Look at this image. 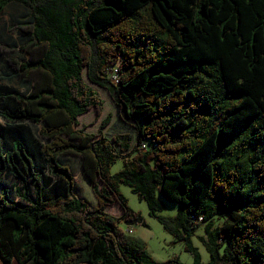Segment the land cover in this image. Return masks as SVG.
Returning <instances> with one entry per match:
<instances>
[{"label": "trees", "instance_id": "trees-1", "mask_svg": "<svg viewBox=\"0 0 264 264\" xmlns=\"http://www.w3.org/2000/svg\"><path fill=\"white\" fill-rule=\"evenodd\" d=\"M9 4L29 9L28 57L0 74V182L19 200L0 189V264H181L119 226L145 225L121 184L192 264H264V0H0V15ZM91 84L134 120V143L78 127L103 111ZM66 154L97 206L75 194ZM164 202L180 208L158 215Z\"/></svg>", "mask_w": 264, "mask_h": 264}, {"label": "rangeland", "instance_id": "rangeland-1", "mask_svg": "<svg viewBox=\"0 0 264 264\" xmlns=\"http://www.w3.org/2000/svg\"><path fill=\"white\" fill-rule=\"evenodd\" d=\"M29 14V9L16 4H9L0 15V74L11 72L9 70V64L11 60H21L27 58L28 55L21 49L20 43L23 39L21 32L17 28V25L24 26L22 23L28 19L26 17ZM11 74V73H10ZM5 83H9L11 86H19L17 80L11 81L5 80ZM101 95L104 100V106L102 113L96 115L93 108L89 110L87 114L82 116L79 120V126L83 127L85 131L91 133H102L105 136H112L115 134H128L131 137L132 143L136 140V129L133 126V119H123L125 116L122 112L118 113L117 107L112 101L108 92L97 85L91 84ZM24 89V87H21ZM110 116V122L101 128V121ZM61 162L68 163L70 171L76 174L75 181V194L85 199L87 202H94L95 198L91 192L90 183L86 176L81 172V157L74 154L61 155L58 158ZM122 167V160L118 159L115 164L112 165L111 171L116 172ZM14 182L12 178L2 177L0 182V189L8 194L10 200L18 202V198L13 188ZM122 194L127 198L128 205L134 210L140 212L145 225L141 223H135L126 225L124 222H119V226L122 229L129 228L132 230L130 237L138 238L145 241L149 254L156 260L164 261L171 257L177 256L181 264H192V255L186 252L183 248V243L176 241L175 238L166 232L162 224L149 213L148 206L144 200H140L136 193L132 192L131 188L127 185H120ZM164 209L158 211V215L171 216L174 215L180 208L178 203L164 202ZM117 207V208H115ZM110 213L117 214L119 212V206L110 208ZM204 223H198L196 235L191 238L192 244L196 246L201 254L203 262L208 261L209 255L197 235L203 233Z\"/></svg>", "mask_w": 264, "mask_h": 264}, {"label": "built area", "instance_id": "built-area-1", "mask_svg": "<svg viewBox=\"0 0 264 264\" xmlns=\"http://www.w3.org/2000/svg\"><path fill=\"white\" fill-rule=\"evenodd\" d=\"M108 76H109V79H110L112 82H114V83H117L118 80H119V74H118L116 68H112L111 70H108ZM152 146L154 147L155 144H152ZM141 147H142L143 149H145V148H147L148 146H147L146 143H143V144L141 145ZM196 220H197V221H201L202 218H201V217H198ZM123 231H124L125 234H127V235H131V234H132V230L129 229V228H125V229H123Z\"/></svg>", "mask_w": 264, "mask_h": 264}, {"label": "crops", "instance_id": "crops-1", "mask_svg": "<svg viewBox=\"0 0 264 264\" xmlns=\"http://www.w3.org/2000/svg\"><path fill=\"white\" fill-rule=\"evenodd\" d=\"M88 112H89V110H88L87 112H85V113L79 115V116H78V122H79L80 118H81L82 116H84L85 114H87ZM78 126H79V125H78ZM103 135H104V134H103ZM65 164H66V162H65ZM67 165H68V163H67ZM79 170H81V172L83 173L81 167H80ZM71 172H72V171H71ZM72 174H73V177H74V188H75L76 174H74L73 172H72ZM83 174H84V173H83ZM84 175H85V174H84ZM88 203H89L91 206H93V207L97 206V201H96V199H95L94 202H88ZM114 206H117V205L114 204V205H112V206L106 207V210L109 212V211H110V208H111V207H114ZM115 208H117V207H115ZM119 214H120V208H119V212H117V214H114V215H119Z\"/></svg>", "mask_w": 264, "mask_h": 264}, {"label": "water", "instance_id": "water-1", "mask_svg": "<svg viewBox=\"0 0 264 264\" xmlns=\"http://www.w3.org/2000/svg\"><path fill=\"white\" fill-rule=\"evenodd\" d=\"M123 119H128L126 116H123Z\"/></svg>", "mask_w": 264, "mask_h": 264}]
</instances>
